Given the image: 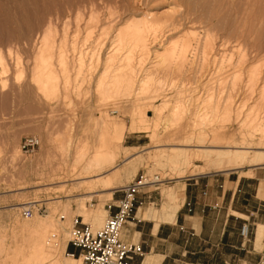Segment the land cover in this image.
<instances>
[{
  "label": "rangeland",
  "instance_id": "1",
  "mask_svg": "<svg viewBox=\"0 0 264 264\" xmlns=\"http://www.w3.org/2000/svg\"><path fill=\"white\" fill-rule=\"evenodd\" d=\"M182 2L193 7H199L197 4L200 3L199 0H0V264H20L13 249L15 243L23 239L22 226L48 219L60 229L57 238L52 239L54 259L51 264L72 263L79 258L68 242L75 218L93 228L100 227L107 216L105 204L118 194L115 190L140 174L150 178L156 176V182L147 184L138 194V200L143 202L138 204L142 208L140 218L153 219L158 224L173 220L181 194L173 201L167 200L166 194L184 186L188 179L209 174L227 176L230 172L233 176L249 175L251 168L258 166L231 163L219 169L214 158L205 157L197 150L226 146H249L253 148L252 152L259 150L256 148L261 136L255 132V126L258 120H264V90H260L264 83V0H249L250 4L244 6L235 26L226 28L232 37L228 46L216 49L214 64H223V70L211 81L199 68L203 38L195 62L191 53L185 60L187 63L180 59L179 52L185 40H192L184 36L202 35L204 27L186 16L185 8L179 5ZM220 2L211 14H214L212 19L217 27L225 28L228 27L225 17L229 10L226 2ZM142 14L157 19L171 16L166 22L167 28L161 31L164 39L163 34L158 33L159 44L150 45L148 58L142 62L145 67L153 62V69L148 71V76L147 69L146 74L142 70L132 89L108 87L107 84L99 89L98 80L106 75L105 82L109 81L112 66H116L121 57L122 51L107 62L118 29L140 19ZM220 21L222 23H218ZM214 22L213 27L209 24L212 35L209 39L217 47L220 32L214 31ZM89 28L92 34L85 38ZM47 31L51 32L54 53L60 44L63 45L67 63L64 73L70 80L67 92L58 89L53 94L50 88L42 91L37 81L42 75L36 56ZM223 33L220 35L224 36ZM236 35L240 45L234 38ZM149 36L152 38L148 35L147 40H151ZM123 37L126 40L127 35ZM244 54L248 56L246 60L242 59ZM79 58L81 69L77 72ZM243 62L246 64L241 65ZM54 67L58 79L62 80L63 74L55 59ZM250 67L259 72L257 82L246 83ZM146 76L149 80L144 87L140 80H146ZM201 84H206L205 88ZM229 95L235 102L232 110L241 107L238 120L233 114L229 118L223 117ZM140 108L145 109L144 116L139 114ZM104 127L111 136L112 133L116 136H112L115 153L113 151L111 161L104 163V173L99 175L100 165L94 162V152ZM27 134L36 135L40 145L24 154L19 145ZM175 152L183 153V157L180 155L177 160ZM263 184L258 188L262 197ZM111 188L109 196L107 193ZM27 207L32 209L28 217L23 213ZM262 224L264 222L257 223L255 231L257 250L264 249V233L256 242L258 226ZM176 228L169 240L174 244L170 248L172 257L180 254L175 244L181 246L183 238L190 239ZM249 229L248 243L253 240L255 227ZM235 239L233 235L231 240L234 242ZM69 252H74V257L68 255ZM225 253L226 257L231 253L232 264H245L238 262L237 251ZM220 257L223 254L216 257L215 264H221ZM259 263L258 260L255 262Z\"/></svg>",
  "mask_w": 264,
  "mask_h": 264
},
{
  "label": "bare ground",
  "instance_id": "2",
  "mask_svg": "<svg viewBox=\"0 0 264 264\" xmlns=\"http://www.w3.org/2000/svg\"><path fill=\"white\" fill-rule=\"evenodd\" d=\"M223 1L226 2V4H227L226 7L228 8L227 10H229L226 13L227 14V17H225L226 18V26H228L229 28L228 27H225V28L222 27V28H220L221 26L217 27L218 24L215 23L213 21V19H212V16L214 14L212 15L211 14V11L213 9H216V7H219V5H221L220 4L221 3L220 0H199L200 3L197 4L199 7L190 6L188 3L187 4L186 3H183L184 1L182 2L183 4H181V3L179 4L181 7H184L185 8V10H186V16H189L190 18H192L193 19V22L196 21V23H198L199 25H203L204 26V27H202L203 28V34L202 35H200V34H189L187 36L186 35L184 36L185 38H189V39L192 38V40H190L189 42L188 41L186 42V40H185V43L182 45L181 51L179 52L180 59H182V61L184 59V61H185L186 58L188 57V54L191 53V58L194 61V59L197 56V49L200 46L199 43L202 40L201 38H203L204 39L203 40L204 41V44L202 43L203 41L201 43L204 46L202 45L203 46V48H202L203 50L201 49L202 50V52H201V60H200L201 62L199 63V68L203 72H201V71H199V72L206 74V76H207L206 78H208L209 81L214 80L215 79V76L218 77V75H217L218 72H222V70H223L222 69V67H223L222 66L223 65L222 64V62H223L222 60H221L222 62L219 63V64H222V65H217L218 66L217 67L214 64H215V58H216V56H215L216 55L215 54L216 49L220 50V48H223L224 46H228L229 45L228 42L230 41V38L232 37V35L229 37L228 32L230 30L228 32H226V28L227 29H231L232 27L235 26V24L237 22L236 19L242 13L244 6L247 5L248 2H249V0H223ZM222 4H223V2H222ZM21 5L23 6L24 3L22 2ZM196 8L198 10H196ZM246 10H247V8H246ZM198 12L201 13V15H197ZM194 15H195V19H194ZM242 17H241V19H242ZM22 18L24 19L25 17L22 16ZM170 18H171L170 15L165 16L163 19L162 18L157 19V18L150 17L147 14H144V15L142 14V16H141L140 19L132 20V22H130L126 27H124L122 29H118V33H117L118 35L116 34L117 37H116V39L114 41V43H115V46L114 47L115 48L113 47L112 50H110V51H112V54H110L111 57H109L107 59V62H111L112 60H114L113 59V56H115L116 53H119L121 51L123 53V51H124V54L122 56V53H120L121 54V57L118 60V64L116 66H112V73L113 74L110 76V80L109 81L107 80L105 82L106 75H104L100 80H98V83L97 84H98L99 89L101 88L102 85L107 84V85H109L108 87H111V86L112 87L113 86L120 87V88L123 87L126 90H129L130 88L132 89V87L136 83L137 78L139 77L137 75L140 72H142V70L145 72V70L147 69V71H146L147 74H146V72H145V74L148 76V74H149L148 71L151 70V69H153L152 67H154V66H152L153 65V62H151L149 64L151 66H149V67L146 66L147 68L145 67V65L143 66V63L142 62L145 59L147 60V58H148V55H149V52H150V48H149L150 45H152L154 43H158V41L161 39V37L160 38L158 37V33H160L162 30H164L165 28H167L166 27V24H167L166 22H168ZM222 19H224V18H222ZM212 22L215 23L214 24L215 25V27H214L215 30L214 31L215 32H220L218 34L219 36L217 35L220 38V44L217 45V47H216V44H214V43H213L214 45H212L210 43V42H212V40L210 41V39H209L210 36L212 37L211 32H209V29H210L209 26L211 24H213ZM218 23H222V21H220ZM207 27H208V29H206ZM211 27H213V26L211 25ZM217 28L218 29L220 28L222 31L221 30H218ZM236 28H235V30H237ZM169 30H171V29H169ZM169 30H168V33H170ZM221 33H223V35L226 36V37L220 35ZM235 33H236V31H235ZM91 34H92V29L91 28L87 29L85 38H89ZM125 34L127 35L128 40H127V38H126V40H124V37L123 36ZM162 34H163V37L162 38L164 39V33H162ZM148 35H151L152 36V38L149 36L151 38V40H147L148 39L147 38ZM243 35H244V33H243ZM237 37H238L237 35H236V37H234L235 40H236ZM238 38H240V39L242 38V33H241V35ZM51 39H52L51 32L50 31H47L45 33V35H44L43 43L39 47V50H38V53H37V56H36L38 58V59L37 58L36 59L39 60V66L38 67L41 68L40 71H41V75H42V77H39L40 79L38 78L37 81L39 82L40 89L42 91H45L48 88H50L53 91V94H55L58 89H63L64 92L65 91L67 92V90H68V88L70 86V80H69V76H66L65 73H64V72H66V69H67L66 68L67 67V65H66L67 63L65 62L66 59L64 57L63 45L60 44L59 47H58V49H57V52L54 53L53 46L51 44ZM191 41L194 42L193 45L190 44ZM262 41H264V40H262ZM237 43L239 44L238 41H237ZM226 44H228V45H226ZM240 44H241V42H240ZM251 46H250L249 51L251 50ZM158 47H159V45H158ZM225 49L226 48H224V50ZM259 49H260V47H259ZM254 51H256V50H254ZM154 53H156V52H154ZM255 53L257 54V51ZM241 54H243V53H241ZM241 54H240L239 57L242 56ZM245 54H244V57L242 59H245L246 60L248 56H245ZM259 54L257 55V57L259 56ZM253 55H254V53H253ZM255 55H254V58H255ZM260 55H262V54H260ZM153 56H154V54H153ZM250 57H251V55H250ZM154 58H155V56H154ZM258 58H256V59H258ZM54 59H55L57 65L60 67L61 72L63 74L62 80H59L58 77H57V75H56V72H55V69H54L55 68L54 67ZM245 60H242V61H245ZM0 61H1V58H0ZM182 61H181V64H182ZM78 62H79V64L76 65V67L78 66L77 67V72H80V69H81V59L80 58H79V61ZM209 62L210 63L212 62L211 65L209 64ZM240 63H242V62H240ZM245 64L243 62V64H241V65H245ZM241 65H238V67H240ZM179 66H181V65H179ZM184 66H185V64H184ZM56 68H58V67H56ZM199 68H197V69H199ZM246 68H248V67H246ZM177 69H178V67H177ZM241 70H242V68L240 69V71ZM174 71H175V69H174ZM237 71H238V69H237ZM247 73H248V76H247L246 83L247 82H255L257 80L258 75H259V72H258L257 68L254 69V67H252V68L250 67ZM235 74H236V71H235ZM235 74H234V76H235ZM147 76H146V78H147L146 80H145V78H142L140 80L141 86H144L145 87V86L148 85L146 83L149 80V78ZM237 77H238V74H237ZM202 78H205V77H202ZM237 79H239V78H237ZM196 82H198V81H196ZM207 83L208 82H206V84ZM212 84H213V82H212ZM196 85H200V84H197L196 83ZM205 85L203 84L202 85L203 86L202 88H205L204 87ZM210 85H211V82H210ZM187 86H188V84H187ZM247 86H248V84H247ZM254 86H256V85H254ZM202 88H200V89H202ZM244 88H245V86H244ZM260 90H262V92H263V90H264V83H263V86L261 87ZM230 96L231 95H229L228 97L226 96L228 99L225 101L226 105H225V107L223 109V112H222L224 114L223 117L224 118H229L233 114V116L235 117V119L238 120V119H240V115L242 113L241 107H237L235 110L234 109L232 110L231 107H232V103L234 101H231L232 97H230ZM210 100H211V98H210ZM140 112L144 116L145 109H142L141 110V108H140L139 114H140ZM244 123L242 122V125ZM256 131L261 136L260 141L258 143V147L256 148V149H259L258 151L256 150V151L252 152L253 151L252 150L253 148H250L249 146L248 147L226 146V147H222V148H217V147H215V148H206L205 147L203 150H200V149L199 150L195 149V150L201 151L199 153L204 154L205 157L214 158V160L219 163V169H222L224 167V164H226V165L229 166V164H231V163H233L235 166H240V165H243L245 163H249L251 165H258V166L259 165H262L263 166V164H264V120H262V121L258 120L257 121L256 126H255V132ZM99 135H100L99 136V141H98L96 150L94 152V162L96 164L100 165L99 175H101V174L104 173V170H105L104 169V163H106L107 161H111V159L114 158L115 151L113 150L114 153L112 151V143H113L112 140L114 141V139H112V136H114L113 133H112V136H111V134H109V132L106 129V127H104V128L101 129V132H100ZM255 135L258 136L257 133H255ZM110 136H111V138H110ZM114 137L116 138V136H114ZM39 141H40V139H39ZM39 145H40V143H39ZM19 148H20V145H19ZM203 151H205V152H203ZM178 153H179V151H178ZM180 155H181V153L180 154H177L176 153L174 157L177 159ZM181 156L183 157V153H182ZM101 166H103V167H101ZM216 167H217V165H216ZM183 190H184V186L183 185L178 186L177 189H171L166 194L167 195V198H168L167 200L173 201V200L177 199L180 194H181V196H179V197H182ZM111 194H112V188L109 190V192L107 193V195L110 196ZM61 225H65V222H61ZM19 228H21V227H19ZM21 230L22 231H20V232H23L24 233V235L22 236L23 239L21 240L20 243H15V246H14V249H13L14 251L16 250L15 252H17L16 258H19L20 264H51V262L54 259V255L52 253V248H53L52 239L57 238V235L60 232V229L58 228V226L51 219H48V220H46L44 222H37V223H35L33 225H24V226H22V229ZM263 233H264V226L259 225L258 226V231H257V239H256L257 242H259L262 239ZM72 257H74V256H72ZM80 259L81 258L74 259L73 262L72 263H69V264H80L81 263V260Z\"/></svg>",
  "mask_w": 264,
  "mask_h": 264
},
{
  "label": "crops",
  "instance_id": "3",
  "mask_svg": "<svg viewBox=\"0 0 264 264\" xmlns=\"http://www.w3.org/2000/svg\"><path fill=\"white\" fill-rule=\"evenodd\" d=\"M261 183H264V166L252 167L249 175L233 176L230 172L227 176L192 177L184 183L175 217L169 222L155 224L153 219L140 218L142 208L138 206L133 220L122 230L124 240L140 244L143 249V254L135 255L131 264H215L216 257L222 254L221 264H232L231 253L226 257L225 252L233 250L238 253V262L264 263V249L257 250L254 241L257 223L264 222V197L258 194ZM244 223L255 227L249 243L240 234ZM174 228L190 236L183 238L181 246L175 244L180 252L176 257L171 256L170 248L174 244L169 243ZM70 249L78 252L73 246Z\"/></svg>",
  "mask_w": 264,
  "mask_h": 264
},
{
  "label": "built area",
  "instance_id": "4",
  "mask_svg": "<svg viewBox=\"0 0 264 264\" xmlns=\"http://www.w3.org/2000/svg\"><path fill=\"white\" fill-rule=\"evenodd\" d=\"M39 143L36 135L27 134L21 138L20 150L28 154L38 147ZM155 179L156 176L150 178L146 174H140L115 190L119 196L105 204L107 216L98 228L75 218L68 242L78 249L81 264H131L135 255H142L141 245L122 239L121 232L125 223L134 217L138 204L143 203L138 200V194L147 184L155 183ZM23 213L28 217L32 209L27 207ZM249 228L247 223L240 227V234L245 240L249 238ZM68 255L74 256L75 253L69 252Z\"/></svg>",
  "mask_w": 264,
  "mask_h": 264
}]
</instances>
